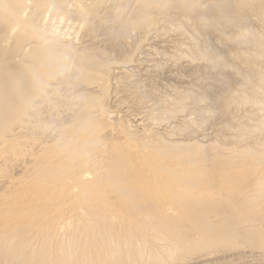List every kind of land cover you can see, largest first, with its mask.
<instances>
[{
  "label": "bare ground",
  "instance_id": "bare-ground-1",
  "mask_svg": "<svg viewBox=\"0 0 264 264\" xmlns=\"http://www.w3.org/2000/svg\"><path fill=\"white\" fill-rule=\"evenodd\" d=\"M263 1L108 0L115 3L117 11L112 6H105L107 0H0V264H180L204 259L206 261L201 264H213L215 261H209L210 258L219 254L223 257L238 255L237 264H264V192L254 188L258 183L257 176L253 174L264 167L259 163L258 166L249 164L242 172L232 176H205L228 186L244 177L246 183L248 178L254 176L249 180V183L256 185L251 187L253 189L242 188L243 182L237 183L238 188L236 185L229 187L226 197L221 199L211 194V187H206L209 185L207 180L204 189L193 191L189 185L197 187L200 174L196 172L198 175L193 176L192 165H183L176 156L172 157L173 160L165 159V155H159L158 150L162 152V147H154L148 143L150 141L146 142V134L157 127H154L151 117L143 118L142 113L128 111V107L122 108L121 104L115 110L125 112V116H112L114 110L103 108L101 96V91L112 82L115 88L118 85L120 89L123 87V92H126L125 88L139 86V81L132 85L127 83L135 72L141 76L157 73L161 63L155 58L167 50L157 52L154 49L156 52L152 53L157 45L145 49V45L163 41V32L155 21L156 15L168 16L165 20L172 22L168 24L176 28L171 32L176 34L177 31L186 38L187 46L183 52L190 50L192 60L202 59L207 64L216 60V63L213 62L217 65L214 67L216 71L224 67L219 65V60L224 58L223 52H227L223 51L227 48L217 52L219 49L216 45L227 47L226 42L232 44L236 40L241 46L242 42H245L244 46L254 43L262 49L263 55L264 39L261 41L255 30L244 23L250 17L244 12L251 13L254 20L264 22V15L255 12L264 9V5L260 4ZM232 13H237L238 17H231ZM78 16L85 19L79 20ZM118 17L125 18L123 22V19L120 20V26L126 22H133L134 28L135 24L138 25L132 30L137 34L142 33V42L147 44L141 49L139 47L135 56L131 53L133 57L123 60L124 64H116L115 70L99 72L98 69L94 70L95 62L99 67L111 62L90 58L80 52V48L91 47L87 51L92 53L99 49L93 44L100 42L101 45L104 40L106 33L101 34L103 24H114ZM95 23H98V34L80 32ZM95 32L93 29L92 33ZM246 40L250 43H246ZM169 56H172L171 53ZM170 57L167 58L169 61ZM234 57L235 53V62ZM92 60L94 65L87 63ZM84 63L88 66H83ZM244 64L247 65L246 61L241 65L245 68ZM132 65L134 67L129 69ZM164 66L162 70L166 68ZM84 67L97 73L96 79H84L86 87L95 88V91L72 93L68 100L81 97L79 103L71 101L74 103L72 108L65 105V95H60L59 91L62 87L65 91L66 86L83 79L78 74ZM243 70L231 73L234 77L239 76L235 78L240 81V92L228 87L229 80L224 72L218 73L220 78H216V81H223V84L209 96L211 107L227 108V105L238 102L248 104L249 110L262 111L258 105L264 107V71L258 67L253 78ZM72 73L74 78L70 81L68 76ZM158 73L160 76V71ZM99 80H102V84L97 83ZM118 91L113 92L114 97ZM223 93H228V96L224 97ZM251 94L255 97H251ZM172 99L163 102L171 105L178 97ZM123 117L133 119V124L120 126ZM107 119L116 120L118 124L115 132H111L114 134L110 139L103 137L111 128ZM137 127H143L146 131L137 133ZM251 133L254 131L249 135ZM171 144L173 147L186 145L181 154H185L189 164H194L196 159L192 156H197L196 152L188 149L192 148V144ZM200 147L210 148V144ZM260 158L264 161V157ZM203 162L209 163V159L205 158ZM224 166L219 165L218 168L224 170ZM230 167L225 166V170ZM160 173L170 178L159 179ZM223 185H220L221 188ZM140 222L149 223V235L137 236L142 232ZM229 236L230 239L238 237L235 238L238 242L243 239L242 245L235 244L236 247L229 250H205L208 239L217 241ZM237 250H243V253H237Z\"/></svg>",
  "mask_w": 264,
  "mask_h": 264
},
{
  "label": "rangeland",
  "instance_id": "rangeland-1",
  "mask_svg": "<svg viewBox=\"0 0 264 264\" xmlns=\"http://www.w3.org/2000/svg\"><path fill=\"white\" fill-rule=\"evenodd\" d=\"M106 3H108L107 5H105L106 7L107 6H112V8L116 7L115 3L108 2V0H107ZM103 4H105V3H103ZM260 4L262 6L264 5V3H260ZM100 5H101V3H100ZM105 6H103V7H105ZM98 7L99 6L97 5V8ZM263 8H264V6L262 7V9ZM115 9L118 11L117 8H115ZM263 10L260 11L258 9V11H255V12L256 13L260 12V14L258 13L259 15H264V11ZM244 13H245V15L250 16L249 19L244 22L245 26L246 27H250L251 30L252 29L255 30L254 31L255 34L257 36H259V39L262 41L264 39L263 38L264 37V26H263L264 22L261 23V21L254 20V17H252L253 15H251V13H249V12H244ZM117 16H121V15H117ZM233 16H234V18L238 17V14L237 13H232L231 17H233ZM166 17H168V16H161V15H156L155 16V21L157 23H159L158 26L161 27L160 30H162V32H163L162 33L163 35H162V38H161V40H163V41L157 42L154 45L151 44L150 46H148V45L146 46L145 44H147V43L142 42V38H143L142 33H138L137 34V32H134L135 30H132V29H136V27L138 25L135 24V28H134V23L133 22H126V24L123 23L120 26L121 21L123 22L125 18H122V17L119 18L118 17L117 22L114 23V24H107V23L103 24L104 30L101 32V34L106 33L105 35L107 37L103 36L104 40L102 41L103 43L101 42V45H100V42L99 43L97 42V43L93 44V46L99 47V49L93 51V53H92L90 51H87L88 48H91V47L87 46L85 48H80V52H83L87 56L89 55L90 58H93V59L97 58L99 62L102 61V60L104 61V59H106V60H108L109 63L110 62L112 63V64L110 63V65H106V66L104 65L103 67H99V66L96 65V62H95L94 70L98 69L99 72L102 71V70H115L116 69L115 66H117L116 64H118V65L124 64L123 60L125 61L126 59L128 60V59L132 58L133 57L132 54L136 55L139 52V47L141 49L142 47H144V45H145V49L146 48L148 49L150 47L153 48V46L155 47L157 45L155 48L152 49L153 50L152 53H154L156 51L158 52V50H159V52L160 51L161 52H165L167 50L166 53H165V54H167L166 56L163 53L160 56L158 55L157 59L155 58V60H157V61H159L161 63L160 67H159V70H156L157 73H154V74L148 75V76H141L137 72L132 74L133 76L130 77V79L128 80L129 82H127V83L132 85V84L138 83V81H139L140 85L139 86H135L136 88H134V87H130L129 88L127 86L129 89L125 88L126 92H123V90H124L123 87L120 89V88H118L120 85H118V87H117L118 90H119L118 91L117 88H115L116 86H114V82H112V84H110V86L107 85L101 91V94H102L101 96H103V108L106 109V110H110V111L114 110L113 114L111 112L112 116H119V115L125 116V112L119 113V111H118L119 109L117 111L115 110L116 107L119 104H121L122 108L123 107H128V109H129L128 111H134V112L140 113V114L142 113V117L144 116L145 118L147 116L149 118L151 117L150 119L153 121V122L152 121L151 122L154 123V127L156 125H157V127H155L154 130H152L153 133L150 132V134H146L147 137L149 136L148 138L147 137L145 138L146 142L150 141L148 143L150 145H154V147H159V146L162 147V152L160 150H158V149L157 150L159 151V155H162V154L165 155V159L166 158L167 159L170 158V160L171 159L173 160L172 157L176 156V157L179 158V160L181 161V163L183 165H192V167L189 166V167H191V170L193 169L194 175L193 174L192 175L195 176V175L200 174L201 176L199 175V182H198V186L197 187L194 186V185H189L191 190L198 192L197 190L199 189L201 191L202 189L205 188L204 186L206 184V181L208 180L209 181L208 182L209 185L206 186V187H209V189L211 187V191H212L211 194H214L215 197L223 199V198L226 197V192H228L227 190H228L229 187H232V186L236 185V188H238L237 185L239 183H241V182H243L244 184H247L245 186H244V184H242L243 186L240 185L242 188L244 187V188H248V189H253L251 187H254L256 185H254L252 183H249V180H252V178L254 176L255 177L257 176L256 177L257 178L256 184L258 183L259 185L257 184V186L254 187V188H260L259 190L264 192V173H262L264 168L260 169L261 171L257 170L255 173H253L254 176L252 175L253 177L248 178L249 180H246L247 181L246 183L243 181V179L245 178L244 177V178H239L238 180H234L236 182H232L231 184H229V186L219 183L215 178L212 179V180L208 179L207 177H206L207 179L205 178V176H214V177H218V176H232V174H238L239 172H242L245 169V167L247 165H249V164H256V166L261 164L262 165L261 167H264V161H262L261 158L258 159V157H264V145H263L264 144V128H263L264 127V118H262V117H264V115H263L264 114V107L262 105H258V109L259 110L262 109V111H258L257 112L256 110H249V108H247L248 104H245V103L241 105L238 102H233L230 105H227V108L226 107L217 108V107H211L209 105L210 104L209 96L213 93L212 91L215 90L214 92H217V90L223 84L222 83L223 81L221 82L222 84L220 82L218 83L216 81V78H220L218 73L222 72L223 68L225 69V70H223L224 75L227 76L228 80L230 81V82L229 81L227 82V85L230 84V86H228V87H230V89L233 90V91L236 90L237 92H240L242 90V88H241V86L239 87V85H240L239 82L240 81L237 79V78H239V76H235V77H237V78H235L233 75H231L232 72H235L238 69H241V70L244 69L243 72L245 71L246 75H248L249 77H253L254 78V74L256 73V71H258L257 70L258 67H259L260 70L264 71V64H263L264 63V54L262 55V51H261L262 49L260 47L257 48V46L254 45V43H252L253 44L252 45L250 42H247V40L251 41L249 39L246 40V43H250V45L247 44L248 47H247V45L244 46L245 42H242V44H243L242 46L238 45L239 42L236 40L235 37H234L235 38L234 40H236V42H232V44H229L227 42L225 43L226 45L228 44L227 47H225V45L223 47H220V45H216L217 50L219 49L217 52H219L220 49H224V48L226 49L227 48L226 50H223V51H227V52H223L225 55L222 53V56L224 55V58L222 57L223 61H222V59H221V61L219 60L220 63H223V64L219 63V65H224V67L223 68L221 67V68H219L218 71H216L214 67H216L217 65H214V63H213L216 60H212L211 63H209V64L210 65L212 63L213 64H212V66H209V64H207L208 62H206V61H204L202 59L201 60L193 59L194 60V62H193V60H192L193 56L190 55V50H188L189 52L188 51L187 52H183V51H185L184 49L187 46V44H185L186 43V38L184 36L183 37L180 36V33L177 32L176 30H174V31H176L177 35L174 34L173 32H171V30L176 29V28H174L170 24H168V23H172V22L166 21L165 20ZM262 17L264 18V16H262ZM157 18H158V20H157ZM78 19L79 20L80 19L84 20L85 17L81 16V18H80V16H78ZM93 19L97 20L99 18H95L94 17ZM121 19H123V20H121ZM240 19L241 18L236 19V20H240ZM263 21H264V19H263ZM246 22H247V24H246ZM237 23H240V22H237ZM97 24L98 23L92 24L91 26H93V27L87 26L86 28H83V30L81 29L80 32L85 33V34L88 33V32H91V33H88V34H95L96 35V34L99 33L98 32L99 28H97L98 27ZM111 26H112V28H111ZM119 27H122V28L120 29ZM105 28H106L107 31L105 30ZM114 28H115V31H114ZM93 29H94V32L96 31L95 33H92ZM116 29H117V31L119 29L118 33H117ZM114 32H116V33H114ZM108 34H109V37H108ZM260 36H261V38H260ZM175 37H177V38H175ZM168 40H169V42H168ZM176 41H178V42H176ZM239 44H241V43H239ZM161 45H163V46H161ZM171 45H173V46H171ZM175 45H177V46H175ZM182 45H184V46H182ZM212 45H214V44H212ZM158 46H159V49H157ZM254 47H255L256 50L254 49ZM177 48H179V49H177ZM114 49H116L117 53L115 52ZM154 49L156 51H154ZM214 50H215V48H214ZM238 50H239V52H238ZM108 51H110V52H108ZM181 51H182V53H181ZM252 51H253V53H252ZM215 52H216V50H215ZM228 52H230V55H228L229 54ZM170 53H171L172 56L175 57L174 59H176L175 61L179 65L177 63H175V61H174L172 56H171L172 58L169 56ZM231 53H233V56H234V53H235V57H234L235 58V62L233 61L234 59H233V56H231ZM244 53H246V54H244ZM247 55H249V56L251 55V56L248 57ZM162 56H163V59H162ZM83 57H86V56H83ZM164 57H166V58H164ZM168 57H170L169 58L170 61L167 59ZM227 57H229V58L227 59ZM230 57H232V58H230ZM178 58L180 59V61H178ZM225 58L227 60L224 62ZM181 59H183V61ZM229 59L230 60L232 59V60L230 61ZM243 59L246 61V64H247V65L244 64V66H246L245 68L243 66H241L245 62ZM252 59H253V61L251 62ZM237 60L240 62V64H239V62ZM240 60L241 61L243 60V61L241 62ZM171 61H174V62L171 63ZM82 62H83V60H82ZM190 62H192V63H190ZM248 62L251 65L248 64ZM257 62H259V63H257ZM87 63H89L90 65H92V64L94 65V61L93 60L89 61ZM174 64H175V67L173 66ZM191 64H194L195 66L191 65ZM248 65H250V67ZM83 66H88V64L84 63ZM163 66L166 67V68H163V70H165V72H161V71H163L161 69V67H163ZM133 67H134V65L130 66L129 69H132ZM167 67H168V69H167ZM211 67H212V69H211ZM256 67H257V69H255ZM207 68H209V69H207ZM247 68H248V70H246ZM99 69H101V70H99ZM158 71H160V74H161L160 76H159ZM167 71H169V73ZM263 71H261V72H263ZM236 73H237V71H236ZM169 74L171 76L173 75V77L170 78ZM96 75H97V73L91 72L90 70H88L87 68L84 67L83 69H81V71H79V74H78V76L79 77L81 76L80 78H83V79L76 80L75 82H73L70 85L66 86L67 88L65 87V91L62 90L63 89V87H62L59 92H60V95H62L63 93L65 95V96L63 95L66 98V101H64V103L66 102L65 105H68V106L72 107L74 105V103H77V102L79 103L80 102L78 100L81 97L80 98L79 97L78 98H73L74 100L73 99L72 100H68V99H70L68 97L71 96V94L74 93V92H79V91L86 90V91L82 92V94H85V93H91V92L95 91V88L88 89L86 87L87 83L84 82V79L85 78L96 79ZM163 75H165L164 78H162ZM176 75L178 76V78H177ZM212 75H214L215 77L212 76ZM263 76H264V72H263ZM68 77H69L68 79L71 81L72 80L71 78H74V74L72 73ZM209 77H211V78H209ZM213 77H214V80H213ZM105 79H108V78L105 77ZM198 79H199V81H202V82H199ZM209 79H211V80H209ZM236 79H237V82L235 81ZM69 80L66 82V84L69 82ZM102 80L101 81L100 80L97 81V83H101ZM208 80H209L210 83L208 82ZM211 81H213V82H211ZM214 81L216 83H214ZM235 85H236V87H235ZM208 86H210V88ZM96 87H98V86H96ZM164 87H167V88H164ZM205 88H207V89H205ZM225 88H227V87H225ZM166 89H168V91ZM115 91H118L116 93V95H117L116 97L117 98L113 96V92H115ZM223 92H224V90H223ZM225 95L228 96V93L224 94V97H227ZM185 96H186V98H183ZM250 96L251 97H255L252 94ZM174 97H178V99H179V100L176 99V101H173L174 102V103L172 102L173 104L171 103V105H174V106L165 104V102H167L169 100H173L172 98H174ZM180 98H182V99H180ZM158 99H159V101H158ZM165 99H169V100L165 101ZM71 101H73L74 103L71 102ZM163 101H165V102H163ZM69 102H71L72 105ZM177 102H179L180 104L177 103ZM195 102H198V103L202 102V103L198 104V103H195ZM205 103H207V104H205ZM234 104H235V106H234ZM153 105H155V106H153ZM229 106H232V107L229 108ZM239 106H240V108H239ZM242 106H243V108H241ZM237 108H239V109H237ZM149 109H151V110H149ZM246 110H247V112H246ZM209 111H211V112H209ZM252 111H256V112H252ZM208 112L211 113V114H209ZM212 112H213V114H212ZM219 112L224 113V115L223 114L221 115V113H219ZM204 113H208V114H204ZM250 113H255V115H251ZM150 114H153V115H150ZM220 116H222V117H220ZM128 118L129 117H126V118L123 117L122 118L123 122H122V124L120 126H129L130 124H133V119H131V118L128 119ZM247 118H249V120ZM169 119H172V120H169ZM173 119H174V122H171V121H173ZM169 121L171 122V124H169L170 123ZM107 122L106 123L108 125H110L111 128H109V130H107L103 134L104 139H106L105 137L110 139L113 136V134H114V133H111V132L112 131L115 132L114 129L118 128V124L116 123V120L107 119ZM126 122H127V124H126ZM166 122L168 124H165ZM249 122H251V123H249ZM254 127H256V128L254 129ZM140 129H141V131H140ZM145 131H146V129L144 130L143 127H141V128L137 127L136 128V132L137 133L142 134ZM168 131H170V132H168ZM253 131H254V133H251L252 135H249V133L253 132ZM247 132H249V133L247 134ZM210 133H212V134H210ZM241 133H244V134H241ZM163 135H164V137H163ZM245 135L248 138L244 137ZM206 137H207V139H206ZM151 141H153V142H151ZM176 142L177 143L192 144V148L190 147L188 149H190V151L196 152L195 155H197V156H192V157H195V159H196L194 161V164H189L190 161L186 160L185 154H181L182 152H184V149H185L186 145H181L180 144L181 146L179 145L177 147H173L174 145H172L171 143H176ZM206 142H207V144H210V148H203V147L199 148V146H206L207 145ZM185 151H189V150L186 149ZM190 151L187 152V153H190ZM205 158L209 159V163H204L203 162ZM200 161H202V162H200ZM202 164H204V165H202ZM219 165H225V166L229 165L231 167H230V169L225 170V166H224V170H222L221 168H218ZM193 167H195L197 170H199V172ZM219 170H220V172H218ZM209 172H210V174H209ZM257 172H259V175H258ZM260 175H262V176H260ZM159 176L161 178H159ZM159 176H158L159 179H162V177H163V179L164 178H170L168 175H162L161 173H160ZM202 177H204L203 178L204 179L203 183H202ZM258 178H259V180H258ZM260 178L261 179L263 178L262 179L263 181ZM211 181H213V182H211ZM172 182H174V181L172 180ZM218 184L223 185V187L221 188V186L218 185ZM261 186H262L263 189H261ZM241 187H239V188H241ZM234 190H235V188H234ZM219 194H221V195H219ZM222 194H224V196ZM148 200L151 201V199H148ZM139 226H140V228H142V232L139 235H137L138 237L146 236V235H149L151 233V231H150L151 228H150L149 223L140 222ZM219 238H221V237H219ZM222 238L223 239H219L217 241L214 240L213 238L208 239L207 240V246H208V244H211V246H208V247L204 246L205 250L206 251L207 250H211L212 251L213 249H216V248L217 249L229 250V249H232V248L236 247L237 245L241 246L242 245V241H243V239H239V242H238V239L237 240L235 239V238H238V237H235L234 239L233 238L230 239V236L228 237V239H226L227 237H225V238L222 237ZM229 240H231V241H229ZM234 240H236V241H234ZM235 244H236V246H235ZM242 251L243 250H237V253L238 252L241 253ZM234 255L233 256H229L232 259L231 260L228 256L227 257H223V255L219 254V255L213 256V258H210L209 261H215V263H213V264H224V263L225 264H229V263L230 264H237L238 255H235L236 257ZM235 260H237V261H235ZM205 261H206L205 259L202 260V261L192 260V261H185V262H182L180 264H201L202 262H205ZM219 261H222V262H219Z\"/></svg>",
  "mask_w": 264,
  "mask_h": 264
}]
</instances>
